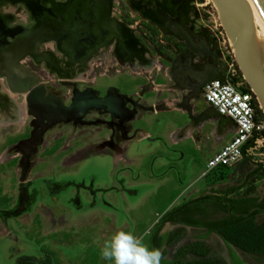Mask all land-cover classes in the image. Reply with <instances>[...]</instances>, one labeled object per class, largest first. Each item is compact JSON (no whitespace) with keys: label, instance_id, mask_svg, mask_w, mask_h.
<instances>
[{"label":"rangeland","instance_id":"374dc122","mask_svg":"<svg viewBox=\"0 0 264 264\" xmlns=\"http://www.w3.org/2000/svg\"><path fill=\"white\" fill-rule=\"evenodd\" d=\"M175 1L185 6L184 23L190 32L210 39L208 46L223 55L226 69L233 50L212 1ZM166 34L177 41L170 31ZM158 48L169 58L175 54L169 46ZM161 57L152 70L158 72L152 82L145 76L151 71L136 74L139 68L108 78L126 97L140 87L145 103L156 108L136 111L137 119L126 117L124 125L109 135L108 145L100 143L107 133L91 127L85 119L87 109H80L79 114L43 129L22 174L17 162L22 151L15 140L26 134V126L0 125V264H14L21 254L31 256V264H112L102 259L101 248L118 229L144 240L158 213L196 193L262 194L261 150L234 167L201 175L206 157L229 138L231 125L213 113L198 92L190 94L188 87L163 75L169 63ZM186 59L196 64L198 55L189 53ZM44 64L36 65L37 74L48 80L42 83L43 90L63 98L71 79H60L63 75L47 71ZM231 68L232 80L242 79L236 61L232 60ZM85 73L78 76L84 81L77 83H87L92 73ZM13 97L22 99L19 93ZM186 124L187 129L182 128ZM220 214L213 209L209 216ZM262 220L264 211L253 217L256 223ZM163 228L170 229L161 248L164 257L178 247L173 255L186 253L188 262L183 264H195V259L204 257L230 264L228 248L216 234L203 239L196 237L201 229L195 227ZM190 245L205 254L190 252ZM230 247L246 264H264L262 255Z\"/></svg>","mask_w":264,"mask_h":264},{"label":"flooded vegetation","instance_id":"af4514ba","mask_svg":"<svg viewBox=\"0 0 264 264\" xmlns=\"http://www.w3.org/2000/svg\"><path fill=\"white\" fill-rule=\"evenodd\" d=\"M184 7L175 0H0V125L26 126V134L15 140L25 149L28 146L22 140L35 133L39 139L43 129L50 127L53 121L70 118L79 114L80 109H87L85 119L92 123L91 127L107 133L100 143L110 144L109 135L124 125L126 117L132 115L137 119L136 111H153L156 108L154 104L145 103L140 87L126 97L119 86L110 83L109 77L129 72L128 69L132 68H139L134 71L136 74H143L146 70L152 73L153 68H157L160 55L169 63L163 69V75L181 86L192 81L191 77L208 64L219 66L217 73L223 69L222 64L212 61L223 62L216 47L208 46L210 39L201 33H191L185 25ZM176 28L192 38L193 53L198 55L196 64L187 61L186 57L192 52ZM166 30L176 36L177 41L170 38ZM202 42H206L207 53L199 55ZM166 46L175 51L171 58L158 48ZM26 56L28 62L24 59ZM43 62L45 68L48 67L47 71L64 76L60 79H71L67 95L63 98L43 90L42 83L48 80L36 71V65ZM103 66V71H99L98 68ZM90 72L92 75L87 78V83L76 82L84 81L83 76L78 78L79 75ZM157 74L145 75L152 78L147 81L152 82ZM15 93L22 95L21 101L14 99ZM20 111L22 113L19 114ZM187 127L186 124L184 129ZM24 152L18 153L17 162ZM76 202L80 204L78 197ZM221 204H227L226 210L205 202L202 211L193 217L206 225L213 220L221 223L234 214L245 215L239 210L234 213L230 210L232 205L238 208V201L225 200ZM251 208L258 209V214L264 211V204L250 206L247 211ZM213 209H218L221 214L209 216ZM177 216L180 217L176 214L163 221L154 232L149 229L144 241L150 247L161 249L166 237L158 245L160 236L170 230L163 228L165 225L169 228L192 226L173 220ZM203 225L193 227L206 231ZM203 233L196 237L204 239L209 235V232L205 236ZM178 241L175 243L179 244ZM221 241L227 246L231 259L230 251L233 249ZM177 248L165 258L174 257ZM185 254L177 255L184 259L183 263L188 262Z\"/></svg>","mask_w":264,"mask_h":264},{"label":"water","instance_id":"95a60500","mask_svg":"<svg viewBox=\"0 0 264 264\" xmlns=\"http://www.w3.org/2000/svg\"><path fill=\"white\" fill-rule=\"evenodd\" d=\"M211 1L218 12L222 27L227 33L237 67L244 81L254 91L261 105L260 108L264 112V0ZM175 30L184 38L186 46L193 53L192 38L183 30L177 28ZM202 45L203 49L201 48L198 52L199 55L207 53L206 42H202ZM212 61L223 65V62L216 59H212ZM218 68L219 66L213 65V63L208 64L206 68L191 77L192 81L187 79L188 83L185 86L191 88L190 94L197 93L200 86L212 76H219L216 72ZM199 74L201 77H198ZM212 111L215 113L213 109ZM37 135L38 133H35V135L32 134L22 140L28 146L25 149L21 146L23 144H16V147H22V152L25 151L21 159L18 160L22 174L26 170L30 151L38 141ZM251 210L252 208L248 211Z\"/></svg>","mask_w":264,"mask_h":264},{"label":"built area","instance_id":"2783aa9c","mask_svg":"<svg viewBox=\"0 0 264 264\" xmlns=\"http://www.w3.org/2000/svg\"><path fill=\"white\" fill-rule=\"evenodd\" d=\"M232 57L225 64L227 68L218 72L219 76H212L199 89L202 100L231 125L229 138L206 157L201 175L216 168L234 167L254 151L264 154V114L241 73L242 79L232 80Z\"/></svg>","mask_w":264,"mask_h":264},{"label":"trees","instance_id":"16d2710c","mask_svg":"<svg viewBox=\"0 0 264 264\" xmlns=\"http://www.w3.org/2000/svg\"><path fill=\"white\" fill-rule=\"evenodd\" d=\"M247 87V86H246ZM245 87V88H246ZM258 111L259 108H258ZM225 168H216L214 170H222ZM255 167L247 172V175H251L255 172ZM219 173V172H218ZM230 201L235 202L238 201L240 204L238 208L236 205L231 206V211L236 212H245L248 207L253 205H263L264 204V187L262 194L260 196L251 195V194H243L238 196H228L224 193H196L184 200L180 203L175 204L174 206L164 210L157 219L151 225L150 231L154 232L163 221L168 218L175 217L176 214H179L180 217L177 216L175 221H179L192 226H201L203 223L195 219L193 216L196 213L202 211V206L205 202H211L217 206L223 207L224 210L227 208V204H221L222 201ZM258 212V209H253L249 213L245 215L234 214L232 216L227 217L225 221L221 223L217 220H213L210 224H206V231L203 233L205 236L208 232H215L225 243L236 246L246 252L255 254V255H264V220L260 223H256L253 221V217ZM167 236V233H164L160 236V242L164 240ZM148 244V242H147ZM149 245V244H148ZM190 252L197 253L195 251L194 245H190ZM206 250V248L204 249ZM204 255L205 253H197ZM230 263L231 264H246L240 257H238L233 251H230ZM33 258L29 255L21 254L15 258L14 264H31ZM183 264L184 259L182 257H174L168 259L164 258L161 264ZM195 264H222L221 262L209 258H199L194 260Z\"/></svg>","mask_w":264,"mask_h":264},{"label":"clouds","instance_id":"9594fccd","mask_svg":"<svg viewBox=\"0 0 264 264\" xmlns=\"http://www.w3.org/2000/svg\"><path fill=\"white\" fill-rule=\"evenodd\" d=\"M101 257L112 264H161L165 258L161 249L150 247L141 237L123 229L104 241Z\"/></svg>","mask_w":264,"mask_h":264},{"label":"crops","instance_id":"0c3cea01","mask_svg":"<svg viewBox=\"0 0 264 264\" xmlns=\"http://www.w3.org/2000/svg\"><path fill=\"white\" fill-rule=\"evenodd\" d=\"M213 112V111H212ZM221 118V117H220ZM185 125H183L182 126V128L184 127ZM178 129V128H177ZM176 130V129H175ZM188 198V197H187ZM186 199V198H185ZM161 214V212L160 213H158L157 215H156V217H155V219L151 222V224H149V227H150V225H152L153 224V222L157 219V217L159 216ZM183 227H193V226H183ZM195 228H198V229H201V231L200 232H205V231H203V229L202 228H199V227H195ZM199 232V233H200ZM210 233H214L215 234V232H209V234ZM238 257H239V255H237Z\"/></svg>","mask_w":264,"mask_h":264},{"label":"bare ground","instance_id":"6f19581e","mask_svg":"<svg viewBox=\"0 0 264 264\" xmlns=\"http://www.w3.org/2000/svg\"><path fill=\"white\" fill-rule=\"evenodd\" d=\"M233 52V51H232ZM258 103H259V101H258ZM259 106L261 107V105H260V103H259ZM263 114H264V112H263ZM37 138V137H36ZM21 151H22V147L20 148V147H18Z\"/></svg>","mask_w":264,"mask_h":264}]
</instances>
